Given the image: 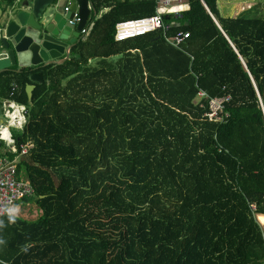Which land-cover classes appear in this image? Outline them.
Returning a JSON list of instances; mask_svg holds the SVG:
<instances>
[{
  "label": "trees",
  "instance_id": "16d2710c",
  "mask_svg": "<svg viewBox=\"0 0 264 264\" xmlns=\"http://www.w3.org/2000/svg\"><path fill=\"white\" fill-rule=\"evenodd\" d=\"M90 1L108 11L69 61L0 82V98L15 81L28 107L14 139L34 144L18 166L34 195L21 202L41 211L2 219L0 264H264V15L183 0L163 15L165 36L118 43L119 22L165 0ZM177 33L179 49L166 42ZM227 96L228 117L208 121L210 100Z\"/></svg>",
  "mask_w": 264,
  "mask_h": 264
},
{
  "label": "water",
  "instance_id": "95a60500",
  "mask_svg": "<svg viewBox=\"0 0 264 264\" xmlns=\"http://www.w3.org/2000/svg\"><path fill=\"white\" fill-rule=\"evenodd\" d=\"M56 1L59 2L28 0L18 9L0 16V75L9 71L21 73L24 68L62 65L70 60V52L82 40L81 31L87 26L90 15L96 17L98 12L90 0H67L69 10L66 11L65 8L63 15L58 12ZM208 11L211 14L209 9ZM75 12H78L79 21L72 25L70 22L74 19ZM211 16L219 26L215 17ZM72 35L74 39L69 40ZM64 54L66 59L58 61ZM14 67L19 70L12 69ZM31 80L44 82L40 73L32 74ZM35 87L27 86L30 101Z\"/></svg>",
  "mask_w": 264,
  "mask_h": 264
},
{
  "label": "built area",
  "instance_id": "2783aa9c",
  "mask_svg": "<svg viewBox=\"0 0 264 264\" xmlns=\"http://www.w3.org/2000/svg\"><path fill=\"white\" fill-rule=\"evenodd\" d=\"M181 6V0L159 1L156 15L119 22L116 25V42L123 43L141 38L157 30H162L165 36V32L168 31L170 26L164 24L162 19L163 15L178 13L179 11L173 10ZM65 10L68 11L69 8ZM78 21V13H75L74 19L70 23L76 25ZM91 26L92 24L88 23L81 31L82 40L88 36ZM187 39V33H183V35L182 33H177L173 38L166 39V42L172 47L179 49ZM11 95L13 96L14 92L11 93ZM198 97L199 99H208L209 96L205 92L200 91ZM228 100L229 96L220 99H211L209 111L205 114L207 120L215 123L224 122L228 117L224 109V104ZM28 117L29 111L25 105H19L12 99H9L5 104V123L0 125V142L6 145L7 153L13 154L14 158H0V222L4 217L14 214V208L18 203L34 195L31 184L20 177L18 173V166L21 158L27 156L30 151L34 149V144L28 142L25 145L18 146V144H16L17 141L14 139V134H12V129L23 132L28 123Z\"/></svg>",
  "mask_w": 264,
  "mask_h": 264
},
{
  "label": "rangeland",
  "instance_id": "374dc122",
  "mask_svg": "<svg viewBox=\"0 0 264 264\" xmlns=\"http://www.w3.org/2000/svg\"><path fill=\"white\" fill-rule=\"evenodd\" d=\"M181 4L184 5V1L181 0ZM178 5V4H177ZM186 5V4H185ZM218 7L221 12V14L224 17H235L239 15L240 13H244L249 9H255L257 12H259L261 15H264V0H218ZM178 8V9H177ZM173 11H183L185 10L183 6L177 7ZM0 11H4V9L0 6ZM117 58H114L112 60H108L109 63L116 62ZM100 62H94L89 65L90 68L98 67L100 68ZM16 130L12 129V134H15ZM18 205L20 208V219L25 221H33L40 217L41 211L39 208L34 204H24V202L19 203ZM258 219V217H257ZM259 220V219H258ZM263 235H264V225H262L259 222Z\"/></svg>",
  "mask_w": 264,
  "mask_h": 264
},
{
  "label": "crops",
  "instance_id": "0c3cea01",
  "mask_svg": "<svg viewBox=\"0 0 264 264\" xmlns=\"http://www.w3.org/2000/svg\"><path fill=\"white\" fill-rule=\"evenodd\" d=\"M66 1L67 0H59V2L58 1H56V2H58L57 3V5H58V8H57V10H58V12L60 13V14H63V15H65V8H67L69 5L68 4H66ZM26 2H28V0H16V2H15V4H14V6L12 7V8H7L6 10H4V11H0V16L2 15V14H4V13H6V12H12L13 10H15V9H18L22 4H25ZM183 6V8L186 10V9H188V5L186 4H184V5H182ZM60 8V9H59ZM108 11V9H105V10H103V11H101L96 17H98V18H100L103 14H105L106 12ZM75 13H78V12H75ZM92 16V14L90 15V17ZM55 28H56V26H54ZM75 32V31H74ZM68 37V36H67ZM69 40H73L74 39V37H73V35L72 36H70L69 38H68ZM68 45H69V43H68ZM66 54V53H65ZM63 55L62 57H61V59L60 60H58V61H62V60H65L66 59V55ZM12 69H14V70H19V68L18 67H14V68H12ZM7 73H9L8 75H4V74H7ZM16 74H20V73H14V72H12V71H9V72H5V73H3V74H1V75H4V79H3V81H0V82H4L6 79H8L9 77H11V76H15ZM0 75V76H1ZM15 82V81H14ZM12 83V92L11 93H13L14 92V95L12 96L11 94H10V98H6V99H3V98H0V125H2V124H4L5 123V118H4V109H5V104L8 102V100L10 99H12L13 101H15L17 104H19V105H25V104H21V103H19V102H17V100L15 99V97H16V91H18V89H19V87H18V85L16 84V83ZM28 86V85H27ZM26 89H27V87H26ZM26 93H27V91H26ZM28 96V95H27ZM28 100H29V97H28ZM30 101V100H29ZM31 102V101H30ZM26 107H27V105H25ZM28 108V107H27ZM16 130V129H15ZM16 132H19V134H21V132L20 131H18V130H16ZM1 147H2V151H1V154L4 156V155H6L7 154V147H6V145L3 143V142H0V149H1ZM2 156V157H3ZM1 158V157H0ZM19 204V203H18ZM16 205L15 206V208H14V214L13 215H10V216H14V217H17V218H19V216H17L18 214H20V208H19V206L20 205ZM9 216V215H8ZM20 219V218H19Z\"/></svg>",
  "mask_w": 264,
  "mask_h": 264
},
{
  "label": "bare ground",
  "instance_id": "6f19581e",
  "mask_svg": "<svg viewBox=\"0 0 264 264\" xmlns=\"http://www.w3.org/2000/svg\"><path fill=\"white\" fill-rule=\"evenodd\" d=\"M259 222L264 225V217H262L261 215L258 216Z\"/></svg>",
  "mask_w": 264,
  "mask_h": 264
}]
</instances>
